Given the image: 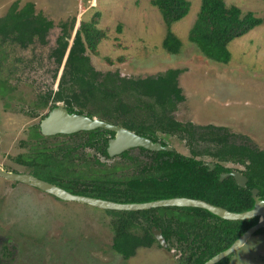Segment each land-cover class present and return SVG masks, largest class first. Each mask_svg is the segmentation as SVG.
<instances>
[{"label":"rangeland","instance_id":"374dc122","mask_svg":"<svg viewBox=\"0 0 264 264\" xmlns=\"http://www.w3.org/2000/svg\"><path fill=\"white\" fill-rule=\"evenodd\" d=\"M16 1L21 5L34 3L37 12L54 22V28L46 43L36 42L28 49L5 48L6 44L0 42V132L2 163L7 170L19 167L18 157L31 158L35 153L27 139L45 110L31 104L57 87L62 67L56 75L58 66L51 54L61 36L62 23L72 33L69 48L81 25H88L89 36L96 28L98 34L93 33L91 43L86 41L84 31L83 38L91 65L102 75L145 78L181 69L179 87L186 99L175 109V121L196 128L224 127L236 134L240 142H252L264 150V24L233 40L228 45L231 59L220 63L208 59L189 40L202 0H188V15L172 26L183 43L178 54L164 50L166 25L151 0H0V17ZM224 1L243 12L264 15V0ZM121 115L122 120L129 118ZM141 115L144 114L137 117ZM95 116L103 119L102 115ZM156 135L178 153L189 154L186 136L183 139L179 134L163 131ZM57 150L51 153L54 158L60 155ZM138 155L144 154L130 150L128 163L129 157ZM103 163L107 164L103 168L106 170L123 164L120 157ZM75 172L85 182L103 176L91 169ZM118 173L119 169L115 175ZM112 220L114 215L103 209L57 200L32 187L0 178V264L176 263L179 255L175 251L157 246L139 248L135 256L124 260L111 248ZM231 264H264V231L237 251Z\"/></svg>","mask_w":264,"mask_h":264},{"label":"trees","instance_id":"16d2710c","mask_svg":"<svg viewBox=\"0 0 264 264\" xmlns=\"http://www.w3.org/2000/svg\"><path fill=\"white\" fill-rule=\"evenodd\" d=\"M151 4L158 9L166 25L167 33L162 44L164 50L171 54L180 53L183 43L172 31V26L188 15L190 1L151 0ZM19 6V1L14 2L6 16L0 18V37L7 39L15 35L14 40L28 39L31 42L39 37L44 41L52 23L43 13L35 12L33 3L25 4L21 10ZM262 24L264 15L243 12L236 5H227L224 0H202L196 21L189 32V40L208 59L227 63L231 59L228 45ZM81 26L65 65L63 93H59L56 99L66 101L71 112L83 113L92 107V111H88L89 117L102 115L103 120L121 125L153 141H156L158 131L179 134L183 139L186 136L189 154L183 155L177 151L152 152L141 148L151 162H147L146 167L144 162L139 161L137 165L145 166L139 174H133L125 180L115 175L118 166L110 170H93L103 176L89 179L90 182H85V178L80 176L78 182L91 190L93 195L82 191L76 192L77 194L121 203L185 197L202 200L235 213L254 208L252 189H258L260 198L264 200V150L251 144L252 142H240L236 134L224 127L208 125L196 128L193 124L183 125L175 121L173 113L186 99L179 87L181 69H170L145 78L124 79L117 73L102 75L91 65L83 38L84 31L86 41L91 43L93 33L98 34V31L93 27L89 36L86 33L88 25ZM70 37L71 32L67 24H64L63 35L59 39V61L64 58L69 48ZM72 105H76L77 110ZM121 113L129 118L122 120ZM138 114L144 115L138 118ZM82 134L86 135L84 146H96L101 153L107 155V141L114 137V132L97 129ZM162 144L167 146L164 141ZM128 154L126 152L123 156ZM51 156L43 151V168H50ZM205 162L214 164L215 168L210 170L204 165ZM61 164L55 161L53 165ZM234 169L242 171L249 179L247 189L237 185L233 177L220 180L222 173L232 172ZM47 171L50 172L48 169ZM56 173L55 176L51 173L45 175L50 177L49 181L59 184L62 182L59 181L60 178L65 174L59 170ZM67 185L74 184L69 179ZM108 212L114 215L111 248L124 260L135 256L139 248L157 246L162 249L152 233V228L157 227L162 230L168 243L166 250H181L187 264H204L227 250L260 219L255 217L251 220L228 221L205 209L188 207ZM262 231L264 229L256 235ZM231 259L232 256L217 264H230Z\"/></svg>","mask_w":264,"mask_h":264},{"label":"flooded vegetation","instance_id":"af4514ba","mask_svg":"<svg viewBox=\"0 0 264 264\" xmlns=\"http://www.w3.org/2000/svg\"><path fill=\"white\" fill-rule=\"evenodd\" d=\"M27 3H32V2H27ZM27 3H25V4H27ZM25 4L21 5V2H20V6L18 7L19 10L23 9L25 7ZM34 10H35L36 13H39L36 10V6L34 7ZM41 13H43V12H41ZM6 14L4 16L0 17V18L5 17ZM43 15H44V13H43ZM45 17L48 19L47 16H45ZM48 20L52 23V26L46 32L45 37H44V41H42L39 37H35L32 42L29 41L28 39L23 40V41H20V40H17V39L14 40L15 35H11L7 39L4 38V37H0V42L2 43V45L6 44L5 48H8V47L14 48V47L17 46V47H20L22 49H28L30 46H32V44H35L36 42L44 44V43H46V39H47L50 31L54 28V22L52 20H50V19H48ZM64 24H66V23H62L61 24V29H62L61 30V36L63 35V25ZM71 36H72V33H71ZM75 36H76V34H75ZM60 37L57 38L56 47H55V49L53 50V52L51 54L54 57V60L57 63V66H58V69L56 70V75L59 74V69L62 67V70H61L60 75H59V80H58L57 87L55 89L52 88V91L49 92L48 95H45V96L41 97L40 99L37 100V102H35L34 104L33 103L31 104V105H36L35 107L38 108V109L45 110V113L41 116V120L38 122V124L36 126H34L32 128L31 132L29 133L28 136L30 137V139H27L28 144L31 145V147H35V151H34L35 153H34V155L31 158H29V157L26 158V157H22V156L18 157L16 159V163L18 164L19 167L17 169L12 170V171L11 170H7L6 166L2 163V136H1V132H0V165H1L2 169L5 170V171L13 172V173H23V174L33 175V176L37 177L38 179L53 183V184L65 189L66 191H68V192H70L72 194H75V195H81V194H77L76 193L78 191H82V192H85V193L93 195V192L91 190H88V189L84 188L82 185H79L78 182L80 180V176H79L80 173L79 174L76 173L75 172L76 169H77V171L78 170L80 171L82 169L83 170L91 169V170H96V171L106 170V169H103L105 167V165H107L106 163H103L105 160L113 161V160H115V158H119L120 157L122 159L123 164H121V166L116 165L114 167L118 166V169L120 171V173H118V176L122 177V178H124L126 180L128 177H131L133 174H139L142 171V168H143L144 165H141V164L137 165V163L139 161L140 162H144L145 164L148 162L150 164V162H151L150 160L151 159H150V157H147L146 153H143L140 150L141 148H132V149H129V150H127V151H125V152H123V153H121L119 155H115L113 157L110 156L109 153H108L109 141L112 138L115 137V133H114V137L109 138L108 141H107V146H106L107 155L101 153L96 148V146H84L83 145V143L86 142L85 141L86 140V135H84L82 133L83 132H89V131H81V132L74 133V134H55V135H44L42 133V126H41L42 122L50 115V113L54 109L58 108L59 106H63L70 114H78V115H86V116H88V112H86V111H84L83 113L71 112L70 109L68 108V104L66 103V101L57 100L56 99L57 95L59 93H61L62 90H63L62 79H63V75H64L65 65H66V62H67V59H68V56H69V54L67 56V53H66L64 58L61 61H59L60 60V52H58V51L60 49V43H59ZM69 39H68V41L70 43ZM72 45H71V47H72ZM68 49H67V51H68ZM1 94H4V92L1 93ZM14 104H16V103H14ZM5 105H9V103H6ZM72 107L77 110L76 105H72ZM90 118H97V117L96 116H92ZM98 119H100V118H98ZM100 120H103V119H100ZM1 121H2V119H1ZM103 121H106V120H103ZM106 122H108L110 124H113V125H117V124L111 123L109 121H106ZM0 125H1V122H0ZM119 127H122V126H119ZM122 128H124V127H122ZM125 129H127V128H125ZM102 130H104V129H102ZM127 130H129V129H127ZM92 131H95V130H92ZM110 132H112V131H110ZM132 132H134V131H132ZM51 139H59V142L62 139H65V142L61 141L60 143H57V141H55V140L51 141ZM67 139H70L71 142L68 143ZM149 139H151V138H149ZM153 142H159V143L162 144L163 141L160 140L156 136V141H153ZM167 146H170V145L167 144ZM63 148H65V149L71 148V149L64 150ZM56 149H58L57 152L60 155L59 156H55V158H54L51 153L54 152ZM130 150L131 151L132 150H138L140 153H142L144 155H140V156L138 155V156H134V157H129V163H128V161L126 159V157H128V156L125 157V156H123V154L126 153V152H129ZM43 151L52 155L51 156L52 159H51L50 168H47L50 172L47 171L46 167L43 168V166H45V164L43 162V159L41 157V154L43 153ZM91 151H93V154H90ZM148 151H150V150H148ZM173 151H175L174 148H173ZM152 152H159V151H152ZM39 153H40V155H39ZM59 157H60V159H58ZM55 161L56 162H61L62 164L60 166L59 165L58 166L53 165ZM204 165L208 166L209 168H210V166H213V169L215 168V165L211 164L209 162H205ZM36 167H38L39 170H40V167H41V170L39 171ZM65 167H66V170H65ZM146 167H147V164H146ZM149 167H150V165H148V168ZM53 168H55V169H53ZM213 169L210 168V170H213ZM58 170L65 174L64 176H62L60 178L61 180H59V181H62V182H59V184H57L55 182L49 181L50 177H48L45 174L49 173V175H50V173H51V174H53L55 176L57 174L56 171H58ZM233 171H238V170L234 169ZM85 172L86 171H84V173ZM240 172L242 173V171H240ZM224 173H230V172H224ZM39 174H42V175H39ZM242 174L244 175V173H242ZM2 179H4V178H2ZM69 179L73 182V184H74L73 186L72 185L71 186L67 185V182H68ZM5 180H7V179H5ZM81 180H83V179L81 178ZM220 180H221V177H220ZM8 181H10V180H8ZM74 181H76V182H74ZM12 182H15L16 184L18 183V184L26 185L28 187H32L33 189H36L38 192H41V193H46V192H43V191H41V190H39V189H37V188H35L33 186L28 185V184H24V183H20V182H16V181H12ZM248 182H249V179H248ZM89 186L90 185L87 183V187H89ZM247 188H248V183H247ZM71 190H73V192L74 191L75 192L73 193ZM49 195H51V194H49ZM92 195H82V196L99 198V197H95V196H92ZM51 196L53 198L57 199V200L66 201V200L59 199V198H57V197H55L53 195H51ZM100 199H104V198H100ZM105 200H107V199H105ZM70 202H76V201H70ZM78 203H80V202H78ZM89 206H91V205H89ZM92 207H94V206H92ZM95 208H97V207H95ZM98 209H101V208H98ZM103 210L104 211H108V210H105V209H103ZM248 220H251V219H248ZM262 229H264V228H262ZM262 229H260V230H262ZM159 230H161V229H159ZM256 233L252 237L256 236ZM260 234H262V232ZM249 240L246 242V244L244 246H242L241 248H239L238 250H236L234 253H232L230 255V256H232V259H233L234 254L237 251H239L240 249H242L243 247H245L247 245V243L249 242ZM162 249H167V247L166 248H162ZM172 250L175 251V253H177L179 255L177 257V261H176L175 264H187V260H186V258L183 255L184 252H182L181 250H177L176 248L172 249ZM186 253H187V250H186ZM230 256H228V257H230ZM232 259H231L230 264L232 263ZM1 262H2V260H0V263Z\"/></svg>","mask_w":264,"mask_h":264},{"label":"water","instance_id":"95a60500","mask_svg":"<svg viewBox=\"0 0 264 264\" xmlns=\"http://www.w3.org/2000/svg\"><path fill=\"white\" fill-rule=\"evenodd\" d=\"M72 44L73 42L71 45ZM70 48L68 49L67 56L69 54ZM41 126L42 133L44 135L74 134L81 131H92L96 129L112 131L115 133V137L109 141L108 147V153L112 157L132 148H144L146 150L159 152L173 151L171 146H163L159 142H153L148 137L138 135L135 132L117 125L110 124L98 118H90L86 115L70 114L63 106H59L58 108L54 109L42 122ZM210 168L213 169V166H210ZM0 177L10 181L28 184L62 200L85 203L97 208L111 211H143L160 207H188L205 209L210 213L229 221L248 220L254 217L260 218L259 222L249 228L239 239L234 242L231 247L212 257L204 264L219 263L234 253L236 250L244 246L257 231L264 228V200L260 198L258 189L251 190L252 198L255 201L254 208L249 211L235 213L202 200L185 197L160 199L143 203H121L100 198L75 195L53 183L38 179L33 175L5 171L2 169L1 165ZM228 177H233L237 185H239L241 188H247L248 178L240 171L223 173L221 175V181ZM152 233L159 245H161L163 248L168 247L167 241L161 230L153 227Z\"/></svg>","mask_w":264,"mask_h":264}]
</instances>
